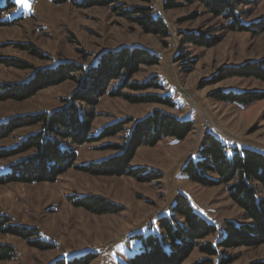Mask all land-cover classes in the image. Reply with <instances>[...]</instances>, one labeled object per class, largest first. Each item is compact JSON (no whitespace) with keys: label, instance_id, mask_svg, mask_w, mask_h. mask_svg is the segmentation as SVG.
<instances>
[{"label":"rangeland","instance_id":"obj_1","mask_svg":"<svg viewBox=\"0 0 264 264\" xmlns=\"http://www.w3.org/2000/svg\"><path fill=\"white\" fill-rule=\"evenodd\" d=\"M5 4L6 0H3ZM4 12L3 20L13 21L0 26V83L26 82L39 68L52 67L60 62H74L88 67L105 50L124 46H141L157 53V65L143 66L133 80L145 81L156 76L162 89L143 93H160L172 97L174 107L156 103H130L110 96H102L96 106L99 116L94 120L92 134L116 121L142 119L154 109H162L181 118L194 121V129L184 140L174 137L162 139L155 146L141 145L131 162L132 168L143 173L154 170L162 178L140 181L128 175H92L76 168L101 161L119 152L108 148L123 143L126 131L76 146L75 167L69 168L54 182H9L0 184V216H8L11 224L34 228L37 236L54 243L55 247L40 250L21 237L0 231V243L15 248L14 258L0 260V264H50L57 258H71L85 252L98 253L92 264H125L127 256L138 249L135 233L158 231L157 218L168 215L179 193L186 194L195 211L209 221L219 219L224 227L227 220H242V210L229 197L224 184L202 187L182 174V166L197 151L207 132H217L226 141L239 147L264 152V99L250 104L231 103L213 97V92L264 91V82L234 76L209 83L229 66L264 59V29L252 31L229 30L223 27L221 17L213 16L197 1L178 0L175 7L164 8L165 0H117L115 5L130 8L151 5L153 14L161 16L167 24L170 37L146 33L136 23L117 14L112 6L81 8L80 0L56 3L54 0H26ZM245 9L244 20L256 22L264 19V0H251ZM209 32L219 38L212 47L186 44L185 33ZM21 45H31V49ZM8 60H20L29 65L21 69L8 65ZM218 74V75H217ZM112 83L109 90L115 87ZM77 82L66 80L40 90L24 100L0 101V123L12 116L32 114L62 108L65 98L77 89ZM131 123L127 125V129ZM37 127L21 128L0 141V149L16 146L22 138ZM26 157L20 154L0 158V175L9 166ZM103 196L121 205L120 213L95 214L73 201L85 195ZM224 231V230H223ZM217 234L206 240L216 242ZM224 256H235L231 264H261L264 262V244L219 249ZM210 257L195 248L184 264Z\"/></svg>","mask_w":264,"mask_h":264},{"label":"trees","instance_id":"obj_2","mask_svg":"<svg viewBox=\"0 0 264 264\" xmlns=\"http://www.w3.org/2000/svg\"><path fill=\"white\" fill-rule=\"evenodd\" d=\"M64 3L69 0H54ZM117 0H80L75 5L81 8L112 6L117 14L133 23L139 24L146 33L170 37V31L161 16L153 14L151 5H136L124 8L115 5ZM148 1V0H147ZM178 0H165L164 8L176 6ZM197 1L215 17L223 19V27L229 30L252 31L258 34L264 29V19L256 22L244 20L243 7L252 4L251 0H184ZM0 0V26L10 25L13 21L3 20V14L12 8L13 0ZM184 43L197 47H212L219 38L209 32L195 31L185 33ZM38 54L31 45H21ZM157 53L141 46H124L117 50H105L95 61L88 65L74 62H60L52 67L39 68L23 83H0V101H24L40 90L58 85L66 80L77 82V89L65 98L62 108L45 110L32 114L12 116L7 122L0 123V141L14 131L37 127L20 142L10 148L0 149V158L26 154V157L12 163L6 173L0 175V184L9 182H54L69 168L75 167L76 146L123 133V143L111 144L108 148L119 150L115 155L101 161L76 166L77 169L98 175H128L140 181H153L162 178V173L150 170L143 173L142 168H132L131 162L136 148L141 145L155 146L164 138L174 137L184 140L194 129V121L181 118L162 109H154L142 119L125 118L101 129L97 136L92 134L94 120L99 116L95 109L104 94L123 98L130 103H156L174 107L176 102L169 95L143 93L150 89H162L163 85L156 76L145 81L133 80L143 66L157 65ZM8 65L21 69L29 65L20 60H8ZM218 75V74H217ZM256 79L264 82V59L247 62L241 66H229L223 74L212 78L216 83L229 77ZM115 87L109 90L112 83ZM213 97L231 103L250 104L264 99V91H224L213 92ZM131 127L127 129V125ZM197 151V157H190L182 166V174L202 187L224 184L229 197L241 210L242 220H227L224 232L216 242L206 240L217 234L216 227L204 215L195 211L190 198L178 194L176 203L171 205L168 215L157 218L158 231L144 234L135 233L138 249L127 256L125 264H184L195 248L208 256H217L214 262L210 257L194 264H231L236 257L224 256L219 249L264 244V152L247 147L230 145L218 134L207 132ZM73 203L95 214L120 213L123 207L103 196L85 195ZM8 216H0V231L26 239L32 247L40 250L53 249L54 243L37 238L34 228L11 224ZM15 248L0 243V260L14 258ZM98 253L85 252L71 258H57L50 264H92ZM261 264H264L261 263Z\"/></svg>","mask_w":264,"mask_h":264},{"label":"built area","instance_id":"obj_3","mask_svg":"<svg viewBox=\"0 0 264 264\" xmlns=\"http://www.w3.org/2000/svg\"><path fill=\"white\" fill-rule=\"evenodd\" d=\"M229 142L231 144H235V142L232 141V140H229ZM213 224L215 225L217 232H219V233L223 232L224 225H223V223L219 219H214L213 220Z\"/></svg>","mask_w":264,"mask_h":264},{"label":"snow or ice","instance_id":"obj_4","mask_svg":"<svg viewBox=\"0 0 264 264\" xmlns=\"http://www.w3.org/2000/svg\"><path fill=\"white\" fill-rule=\"evenodd\" d=\"M17 3H20V4H25L26 3V0H16Z\"/></svg>","mask_w":264,"mask_h":264}]
</instances>
